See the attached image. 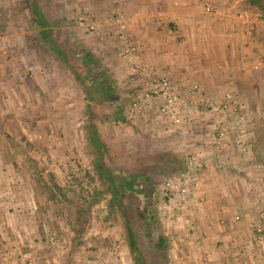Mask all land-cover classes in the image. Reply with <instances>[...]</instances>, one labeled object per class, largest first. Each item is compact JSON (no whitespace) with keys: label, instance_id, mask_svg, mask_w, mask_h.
<instances>
[{"label":"rangeland","instance_id":"rangeland-1","mask_svg":"<svg viewBox=\"0 0 264 264\" xmlns=\"http://www.w3.org/2000/svg\"><path fill=\"white\" fill-rule=\"evenodd\" d=\"M33 1L55 32L69 66L50 53L46 41L36 40L41 29L31 18ZM120 2L0 0V264H135L125 242L124 218L118 211L109 214V197L100 194L107 183L95 169L98 162L128 182L148 175L156 185L159 231L169 242L168 263L178 259L167 219L172 221L169 216L180 209L168 204L166 183L187 171L190 155L201 152L189 145L190 138L198 140L200 123L207 134L216 127L213 117L190 99L179 102L181 124L176 126L160 114L159 100L144 97L156 80L173 82L166 75L148 74L152 67L139 57L142 45L130 35L131 7L123 9ZM221 3L214 11L231 10L230 21L247 23L246 36L254 34L257 51L264 53L259 38L264 31L257 27L264 21L258 12L245 0H227L223 8ZM80 21L94 30L87 31ZM121 24L126 25L129 44L121 38ZM108 45L113 50L105 49ZM149 45L152 50L161 43ZM86 54L95 56L97 66ZM244 65L245 80L264 83V57ZM136 72L151 78L140 80ZM191 87L194 96L200 93L199 84ZM261 88L254 90L261 100L255 106L258 112H264ZM224 96L241 102V111L231 120L236 126L243 123L246 110L239 95L228 91ZM142 100L134 110V103ZM212 114L216 118L217 113ZM183 128L194 134L183 139ZM94 135L104 147L101 154L92 145ZM98 196L90 228L82 244L74 245L77 207H86ZM128 217L133 221L131 213ZM159 231H150L154 239Z\"/></svg>","mask_w":264,"mask_h":264},{"label":"crops","instance_id":"crops-1","mask_svg":"<svg viewBox=\"0 0 264 264\" xmlns=\"http://www.w3.org/2000/svg\"><path fill=\"white\" fill-rule=\"evenodd\" d=\"M120 1L119 7H131L130 35L142 45L139 57L152 67L148 74L170 77L181 104L192 100L214 121L213 107L225 103L224 95L231 91L239 95L246 110L243 123L229 125L222 144L212 142L213 133L203 131L204 123H200L198 140L190 138L191 150L201 149V188L192 192L188 211L175 210L169 216L173 220L167 219L178 251L174 258L178 259L168 264H264L263 244L256 238L264 218V112L255 107L261 100L254 92L256 87L263 89L264 83L245 80L243 69L246 60L264 57L256 49L259 41L254 34L246 36L247 23L205 11L207 6L215 9L219 1L223 8L227 0ZM261 23L257 27L262 34ZM263 35L259 38L264 42ZM147 43L161 45L151 50ZM193 84L200 85L196 97ZM191 235L195 239L187 241Z\"/></svg>","mask_w":264,"mask_h":264},{"label":"trees","instance_id":"trees-1","mask_svg":"<svg viewBox=\"0 0 264 264\" xmlns=\"http://www.w3.org/2000/svg\"><path fill=\"white\" fill-rule=\"evenodd\" d=\"M245 3L249 8L255 9L260 16V20L264 21V0H245ZM31 16L41 29L36 40L46 41L50 53H52L54 57L60 58V61L63 63L65 62V64L68 65V62L66 61V53L54 39L55 32L50 28L48 20L45 18L44 13L35 1H33ZM86 58L90 60L91 65L94 64L97 66V62L93 61L94 58L92 55L86 54L85 59ZM85 62L87 63L86 60ZM74 74L77 76L76 73ZM103 86L105 87V85H102V87ZM93 90L98 91L100 90V87H93ZM88 96V98L91 99L90 95ZM121 119L124 120L123 118ZM91 142L97 152L100 154L104 152V147L96 138V135L91 138ZM95 169L100 177L107 183L106 190L100 194L109 197V214L118 211L124 218V229L126 233L125 242L129 248L134 263L168 264L167 251L169 248V242L168 238L159 231L161 229V222L158 219L156 208V185L153 184L148 175L143 176L142 179H139L138 181L135 180V178L130 182L124 178L118 179V177L112 174V172L104 169L100 162L95 164ZM99 202L100 197L98 196V198L87 203L86 207H77L76 216L73 221L75 232V239L73 240L74 245L82 244V238L87 234L92 223V210ZM129 213H131L133 221L128 217ZM153 229L159 231L156 239H154L150 233ZM145 244L149 246L145 247Z\"/></svg>","mask_w":264,"mask_h":264},{"label":"built area","instance_id":"built-area-1","mask_svg":"<svg viewBox=\"0 0 264 264\" xmlns=\"http://www.w3.org/2000/svg\"><path fill=\"white\" fill-rule=\"evenodd\" d=\"M207 13H212L223 17H228L231 11L222 12V10L214 11L212 7H206ZM241 18V16H240ZM83 20V19H80ZM125 21V20H124ZM111 21H107L109 23ZM79 25L89 30H94L92 25L85 24V21H80ZM121 32L122 39L125 40V43L129 44L130 39L126 33L127 28L126 25L121 24ZM196 90V89H194ZM144 97L146 99L154 98L161 102L160 114L170 121L173 122L174 125L179 126L181 124V120L178 116V106L180 99L178 97L177 92L173 88L171 82L167 78H161L156 80L150 87L148 91H146ZM143 100L140 102H136L133 105V109L137 110ZM242 105L239 100L235 96H227L225 99V103L220 106L213 107L212 112L217 114L214 120L215 127L218 129V135L213 133L212 142L215 144H222L225 140V134L228 132L229 125L233 122L232 117H237L238 113L241 111ZM181 135L183 137L191 136L192 132L189 128L180 129ZM186 169L187 171L182 173L176 179L169 180L166 183V191L167 196L170 197L169 205H172L175 209L178 208L180 211H186L190 208L189 198L192 192L199 190L201 188V181L199 179V173L202 169V162L199 154L190 155L186 160ZM256 238L258 243H264V218H262V222L260 226H258L256 230Z\"/></svg>","mask_w":264,"mask_h":264}]
</instances>
